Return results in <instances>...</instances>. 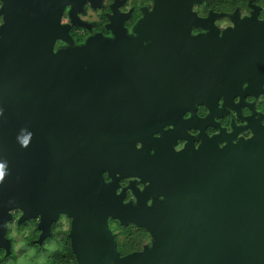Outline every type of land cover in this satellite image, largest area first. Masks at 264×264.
Instances as JSON below:
<instances>
[{"label": "water", "instance_id": "1", "mask_svg": "<svg viewBox=\"0 0 264 264\" xmlns=\"http://www.w3.org/2000/svg\"><path fill=\"white\" fill-rule=\"evenodd\" d=\"M24 1L20 24L6 22L0 31V248L5 254H10L4 235L10 212L19 209L20 221L39 216V226L45 220L46 228L59 212L72 217L77 264H264V127L251 130V138L223 146L213 138L198 149L186 145L178 152L155 148L151 155L144 143L136 149L140 117L158 114L169 124L172 115L180 119V114L98 107L92 89L103 79L94 75L92 46L79 54L53 53L52 21L49 30L32 21L46 9L44 2L51 16L52 9L60 11L74 0ZM151 1L152 9L143 8L134 27L135 40L154 41L162 50L161 69L135 78L140 82L137 96L148 105L159 98L167 103L175 93L189 90L192 80L172 67L183 63H175L172 48L190 50L207 39L189 35L202 22L192 12L201 0ZM243 31L226 32L220 44L227 74V66L236 64L237 36ZM248 40L259 42L253 36ZM228 78L233 81L221 76ZM104 172L112 182L105 183ZM116 172L118 178L149 182L139 193L132 189L135 204L123 203L124 191L116 193ZM108 217L145 229L152 246L120 256ZM83 223L92 228L81 231ZM83 232L89 245L74 241ZM46 234L42 227L40 238Z\"/></svg>", "mask_w": 264, "mask_h": 264}, {"label": "flooded vegetation", "instance_id": "2", "mask_svg": "<svg viewBox=\"0 0 264 264\" xmlns=\"http://www.w3.org/2000/svg\"><path fill=\"white\" fill-rule=\"evenodd\" d=\"M208 1L193 4L192 12L202 22L198 27L192 26L189 34L190 37L207 39L197 45L191 44L193 48L190 50L173 47L171 51L175 63L183 62L172 65L177 69L176 73L182 78L191 79V82L194 80L196 84L192 86L190 82L187 92L175 93L167 99V103H160L159 98L156 99L157 104L148 105L137 96L140 82L137 83L135 78L140 79L153 72L156 74L161 69L158 64L161 46L157 48V44L151 40H135V24L142 17L143 8L152 9L151 0H74L75 3L65 2L60 11L52 9L51 16L47 1L44 2V12L35 13L32 21L37 26H46L48 30L52 21L55 33L51 34L55 37L53 53L74 51L79 54L85 52L89 45L92 46L96 62L94 75L103 79L95 81L92 89L93 100L98 107L122 112L162 108L180 114V119L172 115L169 124L167 120L163 124L158 114L140 117L143 122L137 131L142 134L136 140L135 147L140 149L144 143L153 155L155 148L166 151L172 148L178 152L187 145L198 149L202 141L213 138L223 146L226 141L234 143L238 139L251 138V130L264 127V0H220L215 9ZM24 4H27L24 0H0V31L6 22H11L13 27L20 24ZM210 15L215 16L211 19ZM236 27L244 31L241 37L237 36L241 42L232 44L237 46L234 53L237 61L233 66H227V74L222 66L225 61L220 56V44L225 43V33L232 32ZM234 34L230 33L229 36ZM121 36L128 40H115ZM252 36L259 42L249 41L248 38ZM211 60L213 79L209 81L206 75L210 74L208 62ZM225 74L230 75L233 81H229V78L222 80L221 76ZM158 130L164 134L154 132ZM118 177L116 172L113 177L117 182L116 193L119 195L124 191V204L136 203L132 189H137L136 193H139L149 185V182L144 183L136 176ZM103 179L105 183L113 181L107 172L103 173ZM153 197L155 195L149 197L148 205H151ZM10 213L11 220L4 232L10 243V254L5 256V251L0 248V264H18L17 260L28 251H33L36 256L43 255L45 260L40 263L36 258L34 261L27 259L26 264H77L70 236L72 217L59 212L46 228L45 220L39 226V216L20 221L21 210L14 209ZM42 227L48 229V234L40 238ZM79 228L86 231L92 226L83 223L79 224ZM107 229L120 256L152 246L150 234L133 224L124 226L108 217ZM75 236L77 245L90 244L86 233L83 232L82 237L77 233ZM16 244L24 248L20 257L15 252Z\"/></svg>", "mask_w": 264, "mask_h": 264}, {"label": "rangeland", "instance_id": "3", "mask_svg": "<svg viewBox=\"0 0 264 264\" xmlns=\"http://www.w3.org/2000/svg\"><path fill=\"white\" fill-rule=\"evenodd\" d=\"M17 241H21V240L17 239ZM151 244H152V241H151ZM21 251H24V248L22 246H20V245L18 246L16 244L15 245V252H16L17 257L21 256ZM5 256H7V255L5 254ZM35 258L37 260H39L38 262H40V263L44 262V260H45V257L43 255L36 256V254L33 251H28L23 257H21V258H19L17 260V263L18 264H26L27 263V259L29 261H32V260L34 261ZM38 262H35V263H38Z\"/></svg>", "mask_w": 264, "mask_h": 264}, {"label": "trees", "instance_id": "4", "mask_svg": "<svg viewBox=\"0 0 264 264\" xmlns=\"http://www.w3.org/2000/svg\"><path fill=\"white\" fill-rule=\"evenodd\" d=\"M220 0H209L208 2L210 3V6L212 8H217L218 5H216L217 3H219ZM0 259H1V252H0Z\"/></svg>", "mask_w": 264, "mask_h": 264}, {"label": "clouds", "instance_id": "5", "mask_svg": "<svg viewBox=\"0 0 264 264\" xmlns=\"http://www.w3.org/2000/svg\"><path fill=\"white\" fill-rule=\"evenodd\" d=\"M3 178V175H2V173H0V179H2Z\"/></svg>", "mask_w": 264, "mask_h": 264}]
</instances>
